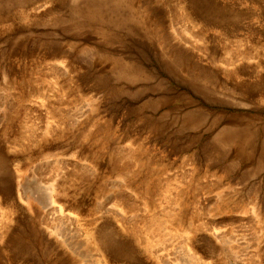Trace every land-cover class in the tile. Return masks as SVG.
Here are the masks:
<instances>
[{"label": "rangeland", "instance_id": "1", "mask_svg": "<svg viewBox=\"0 0 264 264\" xmlns=\"http://www.w3.org/2000/svg\"><path fill=\"white\" fill-rule=\"evenodd\" d=\"M0 264H264V0H0Z\"/></svg>", "mask_w": 264, "mask_h": 264}, {"label": "bare ground", "instance_id": "2", "mask_svg": "<svg viewBox=\"0 0 264 264\" xmlns=\"http://www.w3.org/2000/svg\"><path fill=\"white\" fill-rule=\"evenodd\" d=\"M90 238V237H89Z\"/></svg>", "mask_w": 264, "mask_h": 264}]
</instances>
